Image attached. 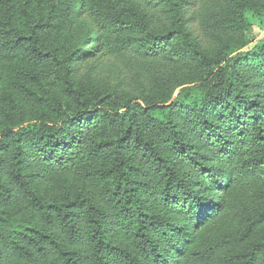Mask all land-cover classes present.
<instances>
[{
    "label": "trees",
    "instance_id": "16d2710c",
    "mask_svg": "<svg viewBox=\"0 0 264 264\" xmlns=\"http://www.w3.org/2000/svg\"><path fill=\"white\" fill-rule=\"evenodd\" d=\"M249 11L264 0H0V264H264ZM107 57L136 91L82 75Z\"/></svg>",
    "mask_w": 264,
    "mask_h": 264
},
{
    "label": "rangeland",
    "instance_id": "374dc122",
    "mask_svg": "<svg viewBox=\"0 0 264 264\" xmlns=\"http://www.w3.org/2000/svg\"><path fill=\"white\" fill-rule=\"evenodd\" d=\"M246 19L248 20L246 35L250 43L244 50L252 47L256 41L264 38V13L249 11L246 14ZM81 73L84 76L89 75V78L92 79L95 84L100 85L101 88H112L119 85L121 90L132 92V89L137 87L135 86L133 88L135 82L131 79L132 70L118 63L114 57L105 58L102 63L95 66L94 70H91L90 62H88ZM55 90L57 89L50 88V95L55 92ZM57 91H59V89ZM173 97L174 94L171 95V99ZM48 184H50V188H52V183L48 182Z\"/></svg>",
    "mask_w": 264,
    "mask_h": 264
}]
</instances>
